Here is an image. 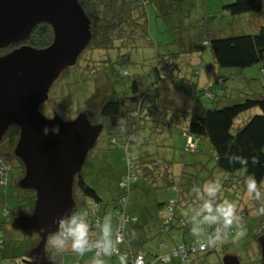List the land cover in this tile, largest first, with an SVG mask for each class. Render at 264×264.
<instances>
[{
	"label": "trees",
	"instance_id": "1",
	"mask_svg": "<svg viewBox=\"0 0 264 264\" xmlns=\"http://www.w3.org/2000/svg\"><path fill=\"white\" fill-rule=\"evenodd\" d=\"M77 2L90 20V41L78 57L75 67L64 69L53 82L47 103H51V107L54 101L59 102L61 106L76 104V115L84 114L90 124L102 126V130L111 138L109 146L112 148L109 151L114 150L117 143L121 142L127 157L124 163V174L117 184L116 197L110 202L103 203L104 207L109 206L110 210H102V200L97 191L86 183L82 172L74 177L72 198L75 213L81 210L89 213L92 219L90 237L97 238L98 225L107 216H110L113 223L114 233L117 220L112 216L119 212L128 218L123 230L124 242L119 245V250L129 251L132 256L144 254L138 249L142 241L146 242V235L142 239L139 234L143 226L140 214L131 216L127 209L129 196L135 191L145 195L148 192L162 189L174 194L165 202L157 204L155 214L158 216L156 218L150 215L151 226L147 230L155 231L150 237L157 243L171 229L186 228L189 230L188 222L180 212L184 211L185 217L190 218L192 210L202 203L195 197L192 188L202 186L207 182H216L221 185L216 203H222L225 200L231 202L239 217L237 221L247 219L252 208H256L259 214V208L264 209V201L258 202L248 196L245 181L249 176H253L260 190L264 192L262 185L264 182V81L261 93L257 97L245 96L239 103H230L226 96L214 94L215 86L198 90L197 82L189 79L190 88L183 87L180 84L184 79L179 77L174 69L178 68V61L182 60L183 53L190 54L198 51V48L188 47L196 39L207 44L220 69H246L261 65L264 63V25L255 26L257 29L254 33L218 37L220 29L207 27L209 20L214 21L217 18L207 14L204 18L200 16L195 10L193 0H77ZM263 8L264 5H261L260 0H230L222 3L219 16L251 15L254 17L260 15ZM152 22L155 34H161L157 25L161 23L162 31L169 34V39L157 43L150 32ZM188 32L191 35L187 34ZM52 41L51 27L42 23L31 31L28 39L22 44L35 49H44ZM141 46L155 48V70L157 72L160 69L162 76L160 79L170 82L176 91L183 90L191 97H196L195 93L198 92L210 93L211 106L209 108L195 101L190 110L183 112L186 123L180 134L184 139V151L207 156L206 162L183 160L179 166L173 160L160 155L130 157L128 150L130 144H136L139 147L148 145V139L137 136L145 125L151 126V123L157 122L159 116L156 104V99L160 94L158 81L144 85L141 76L133 74L126 88H116V85L123 83L122 79L126 76L123 67L129 62V51L139 49ZM16 47L18 46H10L1 50L0 56ZM160 49H163V53H158ZM192 71L194 77L197 70ZM260 71L263 75L264 66L260 68ZM218 79L219 83H222L224 79H231V77L219 76ZM89 87L91 89L87 90ZM86 92H88L87 95H85ZM74 99H76L75 103L72 102ZM254 109H258L260 113L250 115L244 123L235 126V121L239 116ZM160 113H166V110L162 108ZM160 124L164 125V122ZM156 128L153 127L155 131H158ZM17 137L18 128L11 126L0 142V187L8 186L16 191H23L20 202L25 203L24 206L33 208L35 193L20 186L24 168L20 160L13 155ZM189 138L191 144L196 142L194 150L191 149V144H188ZM5 141L8 144L4 146ZM205 143L207 148L202 149L204 147L202 144ZM236 156L246 158L247 166L230 162L231 158ZM253 159L257 162L253 163ZM128 160L131 171L128 170ZM209 160L212 161V165L208 164ZM127 174L134 176V179L128 182L127 188H122L120 184ZM123 200L124 205H122ZM92 205L97 207V212L94 214L91 213ZM17 208L18 206L14 209ZM14 209L4 208L2 214L6 215L9 210ZM163 211L164 216L161 215ZM259 215L263 216L264 212ZM96 219L98 222L95 224ZM11 221L12 217H9L8 222L6 220L3 224L0 223V248L4 244V235L13 232L12 227L10 231H6L5 228L6 223L11 226ZM262 222L264 225V220ZM244 225V221L239 222L235 227L232 225L226 234L233 233ZM215 228L216 226H213L207 232L204 240L215 232ZM17 235L24 238L34 235L35 242L39 241L38 236L32 231H18ZM224 235L222 231L220 240ZM252 236L259 241L260 249L264 227L253 231ZM196 240L198 239L194 238L183 243H192ZM71 252L70 245L62 252H56L47 245L45 248L46 257H55L56 264L62 254ZM209 253L211 249L206 254ZM196 254L198 253L192 255ZM157 256L154 255L152 260ZM33 258L34 254L31 260ZM143 258L146 259L145 255ZM144 261L146 263V260ZM190 261L192 264L191 259ZM0 264H5V257L1 253Z\"/></svg>",
	"mask_w": 264,
	"mask_h": 264
},
{
	"label": "rangeland",
	"instance_id": "2",
	"mask_svg": "<svg viewBox=\"0 0 264 264\" xmlns=\"http://www.w3.org/2000/svg\"><path fill=\"white\" fill-rule=\"evenodd\" d=\"M226 1L230 0H193L195 4V10L198 11L200 16L204 18L206 16L205 14H207L210 17L214 16L217 18L214 21L209 20L207 27L211 29H220L221 32L218 37H228L241 33H254L257 29L256 27L259 25H264V8L260 15L254 17L251 15H241L239 17H230L224 15L219 16V8H221L222 3ZM157 25L158 31L161 33L160 35L155 34L156 31L153 29V22L151 23L150 28L151 35L155 38L157 43L169 39V34H166V32L162 31L163 28L161 23H158ZM187 34H190V32ZM188 47L192 49L198 48V51L196 49L197 52L194 53H183L182 60L178 61V68L174 69L175 73H178L179 77L184 79L182 84H180L183 87H186L187 89L190 88L188 82L189 79L197 82L198 90H205L209 87L215 86L213 90L214 94L216 96H226L230 100V103H239L244 99L245 96L255 98L261 93L264 74H261L260 68L264 66V63L246 69H220L217 67L209 47L207 44H203L200 39H196L193 43L189 44ZM154 49L147 46H141L139 49H131L129 51V62L123 67L126 72V76L123 77V83L121 85H116V88L118 89L120 87V89H122V87L126 88L129 85L133 74H139L144 85H149L152 81H158L157 85L159 87L160 94L156 99V104L158 107L157 112L159 113V116L157 117V122L151 123V126L146 125L145 128L142 129L141 133L137 136L150 139V144L143 146L140 151L144 149L147 155H160L162 157H166L170 160H173L178 165L183 160H200L202 162H206L208 159L207 156H201L193 152L186 153L184 151V139H182L180 134L186 123V119L183 117V112L190 110L195 101L201 103L203 107L209 108L211 106V95H209V92H198L195 93L196 97H191L183 90L176 91L170 82L160 79L162 78L160 69H158L157 72L155 70L156 51ZM10 51L12 50H8L5 54L9 53ZM162 51L163 49H160L158 50V53H163ZM192 70H197V73L194 77ZM219 76L223 78L231 77V79H224L222 83H219ZM90 89L91 87L87 88V90ZM88 92H86L85 95H87ZM47 101L38 107V112L43 117L49 120L57 118L63 122H67L74 120L77 116L76 104H66L61 106L59 102L54 101L52 103V108L50 106L51 103H47ZM75 101L76 99L72 100L74 103ZM162 108L166 110V113H160ZM258 113H260L259 110L254 109L242 114L235 121V126L244 123L250 115ZM153 115H156V111L153 113ZM160 122H165L167 126L161 125ZM150 127H157V130L161 131V133L153 132L150 134ZM6 142L7 141H5L4 146L8 144ZM110 142L111 138L102 130L98 136L95 146L89 151L84 168L82 170V173L86 178V183L90 187L97 189L99 192L103 191L101 187L107 183L110 185L112 184L111 180H107L112 177V174L109 171L106 172L107 170L103 169L105 163V160L103 161L104 154L108 155L110 163L117 168H120L123 164V158L124 160L127 158L121 142L117 143L116 147L113 146L114 150L109 151V149L112 148L109 146ZM202 146H204L202 149L207 148L206 143L204 145L202 144ZM135 149L138 150L139 147L135 146L134 144H131L128 148L131 158L141 155L140 151L136 152ZM92 161H94V165H92ZM208 164L212 165V161L209 160ZM116 175L113 173V176ZM262 185L264 187V182ZM167 193L173 194L169 190L161 189L148 192L145 195L140 194L139 191H135L129 196L127 209L130 211L131 216H136L137 213L140 214L143 226L139 234L142 239L145 235L150 236L154 234L155 231L147 230L149 226H151L150 215L152 214L153 218L158 216L155 214L157 213V204H161L166 201ZM22 196L23 191L21 190L16 191L8 186L0 187L1 224H3L6 220L8 222L9 217H12L13 219L14 217L31 215L32 208L24 206L25 203L20 202ZM115 197V191L112 190L111 200ZM102 198L105 199L103 196ZM16 206H18V208L14 209ZM4 208H11L14 210H9L6 215H3L2 212ZM164 214V211L161 212L162 216H164ZM180 214L183 218H185L184 211H181ZM248 220L252 221L249 222V225H245L241 227V230H239L242 233V237L240 233L237 234L235 232L234 234L231 233L225 235L223 237L225 239V244L223 246H220L219 244L216 245V243V246H208V249L205 252L198 253L203 255H191L190 259L193 261L192 264H223V259L226 255L236 256L239 259L240 264H253L252 257L256 258L257 256V261L259 264H261L259 241L254 239L252 233L254 231V225L262 222V220H264V215H259L256 208H252L249 211V217L242 221L248 222ZM242 221L234 222L235 224L233 223V227L237 226V224ZM5 225V228L7 229L6 231H10V224L6 223ZM173 231H175L174 234H172ZM32 233L36 234L33 231ZM17 234L18 231L13 229V232H9L4 235V244L0 248V253L5 257V264H22L24 261L31 260L33 251L38 244V241L35 242L34 235L24 238L18 236ZM164 236L165 237L159 240V243L150 238L146 242L142 241V244L139 245L138 249L144 253L143 255H145L146 258V264H150L152 262V258L155 254H159L163 251L160 250V243L165 242V245L170 247L172 243L182 242L187 237H193L191 230L188 231L186 228L171 229L169 230V236ZM166 236H168L167 239ZM204 237L205 236L201 237L202 240L205 239ZM213 248V252L206 254L208 250H212ZM94 256V251L86 252L83 255H77L73 252L65 253L61 255L59 260H57V264H91ZM104 264H120V259L117 257L104 258Z\"/></svg>",
	"mask_w": 264,
	"mask_h": 264
},
{
	"label": "water",
	"instance_id": "3",
	"mask_svg": "<svg viewBox=\"0 0 264 264\" xmlns=\"http://www.w3.org/2000/svg\"><path fill=\"white\" fill-rule=\"evenodd\" d=\"M42 23L51 27L52 43L44 49L23 45ZM90 37V20L77 0H0V51L18 46L0 56V142L9 127L18 128L13 155L24 168L20 186L35 193L31 215L13 218L11 227L39 238L34 258L22 264H49L46 238L57 231L56 221L75 213L74 177L102 131L84 114L63 122L38 112L53 82L64 69L75 67ZM260 254L264 264V237ZM223 264L239 262L226 255Z\"/></svg>",
	"mask_w": 264,
	"mask_h": 264
},
{
	"label": "clouds",
	"instance_id": "4",
	"mask_svg": "<svg viewBox=\"0 0 264 264\" xmlns=\"http://www.w3.org/2000/svg\"><path fill=\"white\" fill-rule=\"evenodd\" d=\"M260 2L261 5H264V0H260ZM230 162L239 163L242 166L248 164V160L240 156L231 158ZM256 162L253 159V163ZM245 189L253 200L264 201V192L260 190L257 180L253 176H249L245 181ZM220 191L221 185L216 182H207L202 186L192 188L195 197L202 201L198 208L192 210L189 220L192 225L191 233L198 240L205 235L206 228L216 226V236L207 238V243H214L222 231L226 234L233 223L239 219L231 202L225 200L222 203H216ZM56 223L57 231L49 233L46 238V245L56 252L64 251L69 245L71 251L77 255L95 251L91 264H104V258L112 257L117 250L119 239H113L114 233L110 217H105L103 222L98 225L99 236L96 239L90 237V226L84 214L72 213L61 217ZM43 231L45 229L41 228V232ZM47 258L49 264H56L55 257L48 256ZM119 259L120 264H127L125 256H120Z\"/></svg>",
	"mask_w": 264,
	"mask_h": 264
},
{
	"label": "built area",
	"instance_id": "5",
	"mask_svg": "<svg viewBox=\"0 0 264 264\" xmlns=\"http://www.w3.org/2000/svg\"><path fill=\"white\" fill-rule=\"evenodd\" d=\"M195 143L191 144V139L190 138L188 139V144H191L192 150H194V148H195ZM127 165H128V170L131 171V165H130L129 160L127 161ZM128 173H129V171H128ZM129 174H127L126 177L124 178V180L121 182L120 185L122 188H127L128 182L131 179H134V176H132V175L129 176ZM122 205H124V200L122 201ZM92 206L93 207H92L91 213L94 214L97 212V207L94 205H92ZM258 211H259V214H263V212H264L262 210V208H259ZM79 214H84L86 216V219H87L89 226H90L92 219H90L89 213L86 210H81V211H79ZM107 217H110V216H107ZM112 217L116 218V220H117V225L114 229L113 239L114 240H116L117 238L119 239V243L117 244V250L113 254V256L118 257V258L120 256H125L126 260H127V264H146L143 256H132L129 251L121 252L119 250V245L124 242L123 230H124V225L128 221V218L119 212H116L115 214H113ZM97 222H98V219L95 220V224ZM208 236L215 237L216 232H214L213 234H210ZM208 236H207V238H208ZM207 238H206V240L199 239V240H196L195 242H192V243H187V244L182 243V244L176 245L172 248V250L169 254L157 256L154 260H152V264H155L158 262L162 263V264H167L172 258H177L181 262L191 264L190 256L192 254H195V253L205 252L208 249V246H212L213 244H216L220 240L221 234H220L218 239H215L214 243H207Z\"/></svg>",
	"mask_w": 264,
	"mask_h": 264
},
{
	"label": "crops",
	"instance_id": "6",
	"mask_svg": "<svg viewBox=\"0 0 264 264\" xmlns=\"http://www.w3.org/2000/svg\"><path fill=\"white\" fill-rule=\"evenodd\" d=\"M146 126V125H145ZM164 126H167V124L164 122ZM145 128V127H144ZM156 128V127H155ZM157 129V128H156ZM150 134L151 133H153V132H160L159 130L158 131H155L154 129H153V127H150ZM149 140V141H148ZM147 141H148V144H150V139H148ZM131 145V144H130ZM129 145V146H130ZM135 146H138V145H136V144H134ZM139 147V146H138ZM141 148L142 147H139V149L137 150V149H135L136 150V152L137 151H140L141 150ZM103 154V153H102ZM140 154L141 155H138V156H143V155H147L146 154V151L144 150V149H142V151H140ZM135 158H137V156L135 157ZM94 160V159H93ZM102 160V159H101ZM105 160V161H104ZM99 161V160H98ZM103 161L105 162L104 163V170H107L106 172H110L111 174H112V177L110 178V179H107V180H111L112 181V184L110 185V184H106V185H104L103 187H101V189L103 190L102 192H99V191H97V189H95L96 191H97V194H98V196H99V198L102 200V204L104 203V202H110V200H111V194H112V190H114L115 191V194H116V192H117V184H118V182L120 181V179L122 178V176H123V174H124V163H125V160H124V158H123V164L121 165V167L120 168H117V167H114L111 163H110V161H109V159H108V155L107 154H104V156H103ZM85 165V164H84ZM92 165H94V161H92ZM83 168H84V166H83ZM83 168H82V170H83ZM102 169V170H103ZM113 173H115V175L116 174H118V175H116V176H113ZM84 179H85V181H86V178H85V176H84ZM93 188V187H92ZM172 193V192H171ZM102 196L105 198V199H103L102 198ZM171 197H173V194H170V193H167V195H166V200H168L169 198H171ZM113 200V199H112ZM105 206V204H103V209L102 210H110L111 208L108 206V207H104ZM185 218H187V216L185 217ZM250 219V218H249ZM190 220V218H188V219H185V221L186 222H188ZM252 220H248V222L246 221L245 222V225H249V222H251ZM112 223V222H111ZM263 222H260V223H258V224H255L254 225V227H253V229H254V231H256L257 229H260V227H264V225L262 224ZM235 224V223H234ZM112 225H113V223H112ZM244 225V226H245ZM188 226H189V230L188 231H190L191 230V227H192V225H191V223L190 222H188ZM234 226V225H233ZM232 226V227H233ZM113 227V226H112ZM213 227V226H212ZM211 227V228H212ZM211 228H206L205 229V235L207 234V232H209L210 230H211ZM239 230H241V229H239ZM239 230H236V231H233V234H234V232L235 233H237V234H239L240 233V235L242 234L241 233V231H239ZM238 231V232H237ZM175 233V231H173L172 232V234H174ZM170 234H171V232H170ZM228 234H231V233H228ZM228 234H225V235H228ZM168 236H169V232H168V234H167ZM204 235V236H205ZM224 235V236H225ZM96 236H97V238H98V236H99V230H98V228H97V233H96ZM151 236V235H150ZM150 236H148V235H146V240L145 241H147L148 239H150V238H152V237H150ZM168 236H166V239H167V237ZM203 237V236H202ZM241 237H242V235H241ZM194 238H196V237H187L186 239H184V241H182V242H178V243H172V245H170V247H167L166 245H165V242L164 243H160V245H159V247H160V250L162 251L161 253H159V254H155V255H166V254H168L169 252H170V250L173 248V246H175V245H177V244H180V243H183V242H189V241H191V240H193ZM165 239V240H166ZM220 245V246H223L224 244H225V239L224 238H222L221 240H220V242L219 243H217L216 245ZM215 245V244H214ZM215 245V246H216ZM164 248H165V251H164ZM214 251V248L211 250V252H213ZM260 253V252H259ZM198 255H203V254H198ZM139 256H143V254L141 253ZM236 257V256H235ZM237 258V257H236ZM197 259V258H196ZM238 259V258H237ZM146 260V259H145ZM194 260V259H193ZM252 262H253V264H259L258 263V261H257V256H256V258L255 257H252ZM193 262V261H192ZM238 262H239V259H238ZM168 264H183L180 260H178L177 258H172L171 260H170V262L168 263ZM240 264V263H239Z\"/></svg>",
	"mask_w": 264,
	"mask_h": 264
},
{
	"label": "flooded vegetation",
	"instance_id": "7",
	"mask_svg": "<svg viewBox=\"0 0 264 264\" xmlns=\"http://www.w3.org/2000/svg\"><path fill=\"white\" fill-rule=\"evenodd\" d=\"M19 131V130H18Z\"/></svg>",
	"mask_w": 264,
	"mask_h": 264
}]
</instances>
